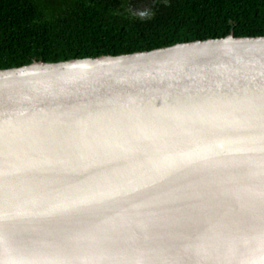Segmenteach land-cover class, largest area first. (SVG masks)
Returning <instances> with one entry per match:
<instances>
[{
  "label": "water",
  "instance_id": "95a60500",
  "mask_svg": "<svg viewBox=\"0 0 264 264\" xmlns=\"http://www.w3.org/2000/svg\"><path fill=\"white\" fill-rule=\"evenodd\" d=\"M0 264H264V37L0 70Z\"/></svg>",
  "mask_w": 264,
  "mask_h": 264
},
{
  "label": "trees",
  "instance_id": "16d2710c",
  "mask_svg": "<svg viewBox=\"0 0 264 264\" xmlns=\"http://www.w3.org/2000/svg\"><path fill=\"white\" fill-rule=\"evenodd\" d=\"M264 37V0H0V70Z\"/></svg>",
  "mask_w": 264,
  "mask_h": 264
}]
</instances>
